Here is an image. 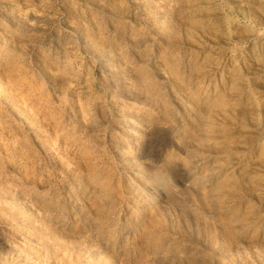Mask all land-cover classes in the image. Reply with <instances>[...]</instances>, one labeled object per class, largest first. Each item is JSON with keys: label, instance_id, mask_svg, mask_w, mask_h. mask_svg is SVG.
<instances>
[{"label": "rangeland", "instance_id": "obj_1", "mask_svg": "<svg viewBox=\"0 0 264 264\" xmlns=\"http://www.w3.org/2000/svg\"><path fill=\"white\" fill-rule=\"evenodd\" d=\"M0 78V264H264V0H0Z\"/></svg>", "mask_w": 264, "mask_h": 264}, {"label": "bare ground", "instance_id": "obj_2", "mask_svg": "<svg viewBox=\"0 0 264 264\" xmlns=\"http://www.w3.org/2000/svg\"><path fill=\"white\" fill-rule=\"evenodd\" d=\"M261 1V0H260ZM96 7V6H95ZM247 8V7H246ZM100 11V10H99ZM104 11V10H103ZM8 21V20H7ZM12 25V24H11ZM38 26H40V25H38ZM2 30V29H1ZM23 33V32H22ZM34 37V36H33ZM26 40V39H25ZM36 41V40H35ZM20 42V41H19ZM14 43V42H13ZM19 47V46H18ZM16 50V49H15ZM11 52V51H10ZM107 52V51H106ZM4 53V52H3ZM5 54V53H4ZM30 55V54H29ZM12 58V57H11ZM107 58V57H106ZM116 60V59H115ZM10 65V64H9ZM4 66V65H3ZM6 68V67H5ZM16 69V68H15ZM3 71V70H2ZM12 75V74H11ZM9 78V77H8ZM122 78V77H121ZM1 79V78H0ZM55 79V78H54ZM11 85V84H10ZM1 90V89H0ZM0 93H2V92H0ZM1 95V94H0ZM0 97H5L3 94L0 96ZM6 98V97H5ZM7 99V98H6ZM3 100H5V99H3ZM10 100V99H9ZM6 102H8V100L6 101ZM218 104V103H217ZM220 104V103H219ZM10 106V105H9ZM18 112V111H17ZM26 222V221H25ZM28 241V240H27ZM15 258H16V256H15ZM23 260V259H22ZM15 261V260H14Z\"/></svg>", "mask_w": 264, "mask_h": 264}]
</instances>
